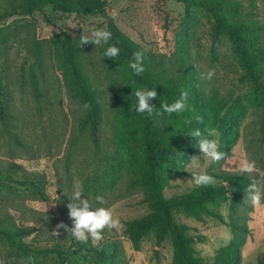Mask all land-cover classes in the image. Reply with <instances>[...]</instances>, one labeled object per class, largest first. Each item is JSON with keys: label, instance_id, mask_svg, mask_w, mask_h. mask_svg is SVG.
<instances>
[{"label": "rangeland", "instance_id": "374dc122", "mask_svg": "<svg viewBox=\"0 0 264 264\" xmlns=\"http://www.w3.org/2000/svg\"><path fill=\"white\" fill-rule=\"evenodd\" d=\"M17 1L0 0V9L3 11ZM241 1L264 23V0ZM108 2L109 13L122 32L143 47L157 69L165 73L162 78L168 79L178 73L173 62L181 52L178 48V42H181L206 91L230 98L241 96L248 104L240 139L231 153H224L219 161H212L200 151L199 168L190 167L189 162L187 173L173 177L166 186L165 196L197 187L191 180L194 172L212 176L219 169L241 170L240 163L244 160L255 162V170L250 174L264 190V107L251 103L254 83L243 76L244 69L237 61L229 39L224 36L218 45L214 44L213 17L196 6L187 7L177 0ZM106 26L107 19L102 15L68 14L51 6L32 15H14L0 21V87L13 97V109L17 113L13 120L15 124L11 126L7 124L8 119L0 117V156L11 159L16 155L17 162L28 170L46 173L49 180V198H30L28 204L41 210H53L58 217L74 224L68 205L77 186L101 170L108 159H120L124 169L120 181L103 202L111 208L119 224L103 229L101 241L97 244L91 239L87 243L73 242L68 231L65 233L70 236L67 240L52 241L39 227L24 241L37 246H53L62 241L67 252L63 256L50 252L28 259L0 234V261L3 264H174V246L170 238L158 244L154 233H150L144 237L141 246L135 248L126 232L127 220L151 211L144 200L143 189L126 188L129 179L144 173V156L141 145L130 138L118 117V102L122 95L135 92L139 84L125 73L117 58H102L107 48L103 41L98 45L91 42L81 45L86 69L103 100L101 125L94 132L83 127L84 106L65 79L57 37L66 32L79 43L81 35L90 36L93 29H105ZM211 68L215 69V75L208 79L206 73ZM5 98L2 96L1 100ZM1 112L0 108V115ZM10 131H19L26 145H21ZM2 187L0 184V194H4ZM85 196L93 201V196ZM26 197L30 196L27 194ZM216 209L227 219L247 225L241 264L264 261V202L253 206L246 193L244 203L236 210L228 202L216 205ZM10 212L19 224L25 223L17 211L11 209ZM1 213L5 210L0 209ZM175 218L187 223L191 234L203 237V240L197 239L195 246L206 264H213L219 248L234 237L231 226L210 215L197 219L176 211ZM53 233H57V229Z\"/></svg>", "mask_w": 264, "mask_h": 264}, {"label": "trees", "instance_id": "16d2710c", "mask_svg": "<svg viewBox=\"0 0 264 264\" xmlns=\"http://www.w3.org/2000/svg\"><path fill=\"white\" fill-rule=\"evenodd\" d=\"M177 1L185 3L187 7L196 6L213 17L214 44L218 45L224 36L229 39L232 51L244 69L243 76L254 83L251 103L264 107V23L256 17V12L246 9L241 0ZM108 5V0H18L11 7H5L3 11L0 9V21L14 15H32L47 6L68 14L102 15L107 19L105 29L113 33L107 47L112 43L117 44L120 48L118 63L139 84L138 88H156L157 97L150 101L155 108H159L162 102L172 103L179 99L181 90L188 92V109L170 116H149L135 112V92H126L118 102L120 123L130 138L141 145L145 165L144 173L129 179L126 188L143 189L144 200L151 207V211L145 215L127 220L126 232L135 248H139L144 237L150 233H154L158 244L170 238L174 246V264H206L195 246L197 239L203 240V237L191 234L190 226L179 222L175 212L183 211L197 219L210 215L228 224L234 231L229 243L216 252L213 264H241L247 225L227 219L216 209V205L228 202L233 210L242 205L248 185L254 178L251 174H241V170L219 169L212 173L214 182L208 185L197 186L191 191L170 197L165 196L164 190L173 177L186 174L192 156L200 154L198 138L191 136L193 129H200L205 135L211 133L218 141V149L225 154L231 153L240 139L241 124L248 112L246 100L241 96L230 98L206 91L202 81L197 79L194 66L187 56L188 51L181 42H178L181 52L177 53L178 59L173 62L178 73L168 79L162 78L165 73L157 69L140 44L122 32L110 15ZM57 41L65 79L84 106L83 127L96 132L101 125L103 100L86 69L83 48L66 32L58 36ZM136 51L144 53L145 71L140 76L135 75L128 66ZM2 96L6 97L3 101ZM0 108V117L8 119L9 126L14 125L17 113L13 109V97L1 87ZM10 132L21 145H26L19 131ZM262 139L264 141V118ZM130 149L133 150V147ZM16 157L14 155L11 159H5L0 156V184L4 187V194H0V209L5 210V213L0 214V234L11 247L28 259L50 252L63 256L67 251L62 247V241L53 246H37L24 241L39 227L49 234L48 240L61 238L65 241L70 236H66L67 230L59 225L63 223L70 229L74 224L69 219L58 217L53 210H41L28 204L30 198H49V180L46 173L28 170L15 160ZM122 165L116 157L108 159L94 176L83 180L85 195L93 196L97 206L99 202L95 201L96 196L107 200L109 191L120 181L124 170ZM27 194L30 197H26ZM103 206L106 207V204ZM11 209L17 211L25 223L19 224ZM54 229H57V233H53ZM72 239L74 242L75 239ZM259 264H264V261Z\"/></svg>", "mask_w": 264, "mask_h": 264}, {"label": "clouds", "instance_id": "9594fccd", "mask_svg": "<svg viewBox=\"0 0 264 264\" xmlns=\"http://www.w3.org/2000/svg\"><path fill=\"white\" fill-rule=\"evenodd\" d=\"M112 36L113 33L110 30L93 29L90 36L81 35L79 43L80 46L85 42L98 45L103 41L105 44H108ZM119 53L120 48L116 43H112L104 50L102 58L108 57L116 59ZM128 66L135 75H142L145 71L143 51L134 52L132 58L129 60ZM214 75V68L209 69L206 73L208 79H211ZM134 97L133 110L137 113H146L149 116H170L173 113H183L188 109V92L186 90H181L179 99L174 100L172 103L162 102L159 108H155L150 103L152 98L157 97L156 88H137ZM191 136L198 138V148L205 157L212 161H219L224 156V153L218 150V141L211 133L205 135L200 129H193ZM189 166L199 168L198 155L192 156ZM240 167L241 174H250L255 170V162L244 160L240 163ZM191 180L194 185L202 186L213 183L214 177L206 172H194ZM247 197L253 206H259L264 202V190L261 189L255 178L248 185ZM71 201L68 207L70 209V216L74 218V227L69 229L63 223L59 227H63L70 232L76 241L87 243L91 239L93 244H97L103 239V229L106 227L110 229L119 224L118 219L114 218L111 208L102 206L104 198L99 195L96 196L95 201L101 205L97 206L96 203L85 196L82 185L77 186L76 190L73 191ZM79 205H82V207ZM0 264H3V261H0Z\"/></svg>", "mask_w": 264, "mask_h": 264}]
</instances>
